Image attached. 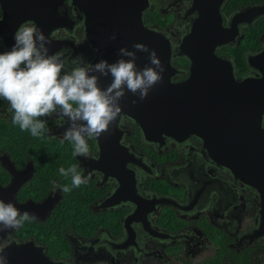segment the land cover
<instances>
[{"label": "flooded vegetation", "instance_id": "1", "mask_svg": "<svg viewBox=\"0 0 264 264\" xmlns=\"http://www.w3.org/2000/svg\"><path fill=\"white\" fill-rule=\"evenodd\" d=\"M196 1L149 0L144 22L165 33L176 47L198 16V9H192ZM261 6L264 0H222L223 23L230 27L235 14L248 15ZM238 29L233 40L216 47V53L232 61L237 78L258 75L248 58L264 50V13L239 22ZM53 34L67 39L58 51L70 60L82 58L90 64L95 57L85 38L84 20L72 31L62 28ZM253 34L257 37L250 41L252 46L239 51ZM238 52L244 67L238 64ZM172 61L176 69L172 80L186 79L189 58L176 55ZM0 116L12 123L6 100ZM48 118L47 137L62 140L63 133L55 131L63 119L56 114ZM118 126L122 132L113 149L96 138L89 141L90 152L98 159L73 155L70 141L58 144L63 156L52 150L54 165L46 160L47 152L37 155L40 147L50 150L48 144L0 146V198L37 217L0 233V246L33 242L63 264H264V235L249 237L256 228L261 195L230 168L217 164L201 137L153 142L130 117L122 116ZM121 159L127 160L125 171ZM72 165L88 177L87 183L68 193L59 187L54 191V183L71 186V177L61 176L59 169Z\"/></svg>", "mask_w": 264, "mask_h": 264}, {"label": "water", "instance_id": "2", "mask_svg": "<svg viewBox=\"0 0 264 264\" xmlns=\"http://www.w3.org/2000/svg\"><path fill=\"white\" fill-rule=\"evenodd\" d=\"M221 2L197 0L192 9H198V16L189 23L180 45L174 47L165 33L145 24L143 14L149 0H0V45L10 49L20 26L34 22L50 40L49 53H55L68 41L53 32L62 28L72 31L84 20L86 41L95 50L90 64L101 59L113 62L121 47L131 50L134 43L155 50L165 66L163 81L143 101L128 93L121 101L119 119L96 141L108 144L107 149L118 145L122 116L133 119L148 141L201 137L217 164L230 168L261 195L256 228L249 236L253 239L264 235V50L248 58L249 65L260 73L237 78L232 61L218 55L216 47L233 40L239 22L264 13V6L253 8L248 15L235 14L227 27L220 13ZM137 55L138 65L144 67L148 54ZM176 55L187 56L191 62L189 76L180 82L172 80ZM133 100L137 102L133 104ZM68 126L63 121L55 133H64ZM125 161L121 159L120 165L124 171ZM16 186H20L17 181ZM3 255L7 264H63L53 261L33 242H13L3 249Z\"/></svg>", "mask_w": 264, "mask_h": 264}, {"label": "clouds", "instance_id": "3", "mask_svg": "<svg viewBox=\"0 0 264 264\" xmlns=\"http://www.w3.org/2000/svg\"><path fill=\"white\" fill-rule=\"evenodd\" d=\"M13 40L9 50L0 52V98L9 104L12 123L41 137L49 129L40 118L56 114L69 124L62 140L73 144L75 156L98 159L90 152L89 141L109 132L121 115V101L128 93L143 101L163 81L165 66L155 50L142 43H134L131 50L121 47L113 62L101 59L87 64L82 58L70 60L63 51L50 54V40L34 22L21 25ZM137 53L148 54L144 67L138 65ZM59 173L71 177V186L54 183V191L59 187L68 193L87 183L88 177L76 165L61 167ZM35 219L34 213H21L14 203L0 198V231ZM6 246H0V264H7Z\"/></svg>", "mask_w": 264, "mask_h": 264}, {"label": "trees", "instance_id": "4", "mask_svg": "<svg viewBox=\"0 0 264 264\" xmlns=\"http://www.w3.org/2000/svg\"><path fill=\"white\" fill-rule=\"evenodd\" d=\"M2 13L1 7H0V15ZM247 37H249V39L246 40L245 42V47L244 44L240 46L239 51L240 50H244L247 47L252 46L251 44V40L253 39L254 41H256V34L253 35H248ZM9 50V48L7 47H1L0 48V52L2 51H7ZM238 57V64L239 66H245L244 65V60H243V56L241 55V53H237L236 54ZM94 55H90V58H92ZM242 67V68H243ZM5 100L0 98V107L4 104ZM40 119L45 120L46 121V127L48 128L51 124L50 119L48 117H41ZM6 142H10L11 145H14V147L17 149L20 145H24V144H45L47 146L48 144V148L50 150L47 151L46 147H40V151L37 152L38 153H42V152H47L46 155V160H49V163H51L52 165L55 164V160H54V153L52 150H54L55 152H58L61 156H63V150L61 147L58 146V144H64L67 141H63V140H59L56 138H48L47 137V133L44 134L41 137H33L29 131H22L18 125H15L13 123L8 122L5 118L0 116V146H2L4 143ZM46 163V162H44ZM77 188L74 187V189H72L73 191H75Z\"/></svg>", "mask_w": 264, "mask_h": 264}, {"label": "bare ground", "instance_id": "5", "mask_svg": "<svg viewBox=\"0 0 264 264\" xmlns=\"http://www.w3.org/2000/svg\"><path fill=\"white\" fill-rule=\"evenodd\" d=\"M244 22V21H243Z\"/></svg>", "mask_w": 264, "mask_h": 264}]
</instances>
